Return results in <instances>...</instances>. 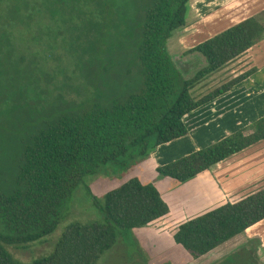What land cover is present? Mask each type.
<instances>
[{"label":"trees","instance_id":"16d2710c","mask_svg":"<svg viewBox=\"0 0 264 264\" xmlns=\"http://www.w3.org/2000/svg\"><path fill=\"white\" fill-rule=\"evenodd\" d=\"M189 10L190 0H0V49H17L10 40L23 38L24 48L33 40L32 50L52 32L61 35V24L79 19L85 24L81 27L85 36L95 33L87 38L89 49L97 59L100 53L106 58L99 59L96 76L86 75L90 83L99 82L97 94L84 100L86 106L63 108L39 121L20 137L9 165L1 168L0 264H96L117 241V229L145 227L168 213L157 186L134 175L107 190L102 201L91 196L102 220L69 223L48 254L23 262L6 248L50 235L87 176L107 163L124 172L159 145L184 137L186 115L256 71L252 67L194 95L203 81L264 38V9L184 51L183 55L196 52L203 60L186 76L167 46L174 31L184 27ZM101 44L108 48L103 50ZM45 88L41 86V91ZM263 139L264 116L153 170L158 176L186 182ZM263 219L261 188L187 218L172 237L198 258ZM124 239L128 236L120 238ZM238 251L248 256L242 264H258L247 248ZM221 262L214 264H225Z\"/></svg>","mask_w":264,"mask_h":264},{"label":"rangeland","instance_id":"374dc122","mask_svg":"<svg viewBox=\"0 0 264 264\" xmlns=\"http://www.w3.org/2000/svg\"><path fill=\"white\" fill-rule=\"evenodd\" d=\"M77 21L79 19H74L72 23L65 24L66 26L61 24L63 26L61 35L52 32L50 38H41L37 42L38 46L32 50H30V42L33 40L26 43L29 47L24 48L23 38L10 40L17 49L11 51L7 47L0 49V170L9 165L11 157L19 147L20 137L39 124V121L45 120L63 108L66 110L79 106L83 108L86 106L84 100L97 94L99 82L90 83L86 80V75L96 76L99 59L104 60L105 53H100L97 59L94 50L89 49L90 45L87 41V38L94 37L95 33L91 32L85 36L81 28L85 24ZM77 26H80L79 29ZM175 32L169 39L168 51L176 67L183 70L186 76H191L203 65V60L196 52L183 55L184 51L190 48L178 44L181 35L179 37V33ZM79 33L80 38H78ZM26 40L29 41V38ZM100 47L105 50L108 45L101 44ZM83 50L87 52L81 54L80 51ZM238 59L230 62V66ZM80 66L83 68L82 72L79 71L82 70ZM76 67L79 68L78 74ZM223 73L224 70L221 69L212 80L206 79L209 85L213 81L216 82L206 88L202 86V90L199 88L193 91L194 95L206 92L227 80V77L219 78ZM41 86L46 88L41 91ZM249 93L250 90L247 89L245 95L249 96ZM63 99L64 103H61ZM42 108L45 109V114ZM177 145L175 142L172 146L163 149L165 151L170 148V151L176 149ZM146 160L147 158L129 167L127 172L125 170L122 172L111 163L101 165L97 174L87 176L83 184L75 190L70 202L65 205L64 210L67 213L64 212L56 229L50 235L24 246L6 245V248L14 258L23 262L48 254L69 223L102 220V211L92 205L91 196L102 201L107 190L119 186L138 173L137 165L147 164ZM144 180L154 182L151 179ZM192 180L179 182L157 175L154 184L162 192L163 199L168 205L166 216L145 227L117 229V241L99 257L96 264H214L219 261L225 264H242L248 261L245 251L242 253L238 251L241 249L239 246L244 243L239 236L229 244L219 247L218 250L198 258H193L184 248L175 244L172 234L179 223L215 205L214 202L208 201L209 184L201 178ZM124 236H128V239L120 240ZM260 259L261 257H257V263L264 264Z\"/></svg>","mask_w":264,"mask_h":264},{"label":"crops","instance_id":"0c3cea01","mask_svg":"<svg viewBox=\"0 0 264 264\" xmlns=\"http://www.w3.org/2000/svg\"><path fill=\"white\" fill-rule=\"evenodd\" d=\"M262 9H264V0H190L188 20L186 18L183 28L176 30L178 36L181 35L178 44L184 45V48H191ZM236 59L238 60L234 65L230 66L228 63L222 68L224 73L219 77L220 79L226 77L230 79L252 67H255L256 71L228 92L186 115L183 120L188 133L184 137L159 145L150 153L146 160L147 164L137 165L139 172L134 175L155 182L157 174H152L155 166L166 164L207 146L264 116V38ZM216 74L218 72L212 74L208 80H212ZM208 80L203 81L200 86L206 88L216 82L213 81L209 85ZM247 89L250 90L249 96L245 95ZM175 142L178 144L176 149L169 151L168 148L164 151L163 148L172 146ZM198 178L209 184L208 201L215 204L211 208L225 201H237L264 188V139L214 164L206 172L194 177L192 181ZM238 236L244 242L239 248H247L256 259L261 257L260 260L264 261V219L247 227L243 233L234 238ZM234 238L210 252L229 244Z\"/></svg>","mask_w":264,"mask_h":264}]
</instances>
